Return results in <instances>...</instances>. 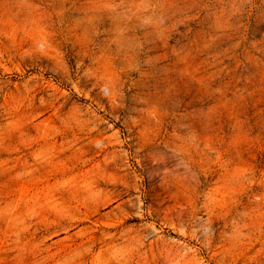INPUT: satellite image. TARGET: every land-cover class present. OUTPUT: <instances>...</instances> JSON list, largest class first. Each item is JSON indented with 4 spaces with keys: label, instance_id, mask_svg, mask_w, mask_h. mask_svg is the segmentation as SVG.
Wrapping results in <instances>:
<instances>
[{
    "label": "rangeland",
    "instance_id": "rangeland-1",
    "mask_svg": "<svg viewBox=\"0 0 264 264\" xmlns=\"http://www.w3.org/2000/svg\"><path fill=\"white\" fill-rule=\"evenodd\" d=\"M0 264H264V0H0Z\"/></svg>",
    "mask_w": 264,
    "mask_h": 264
}]
</instances>
